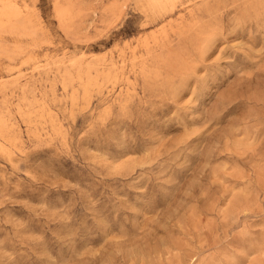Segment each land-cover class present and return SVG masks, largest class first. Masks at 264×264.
<instances>
[{
  "label": "rangeland",
  "instance_id": "obj_1",
  "mask_svg": "<svg viewBox=\"0 0 264 264\" xmlns=\"http://www.w3.org/2000/svg\"><path fill=\"white\" fill-rule=\"evenodd\" d=\"M0 264H264V0H0Z\"/></svg>",
  "mask_w": 264,
  "mask_h": 264
}]
</instances>
